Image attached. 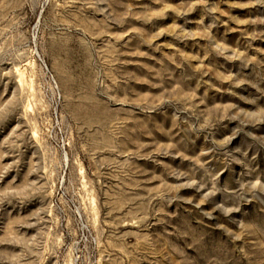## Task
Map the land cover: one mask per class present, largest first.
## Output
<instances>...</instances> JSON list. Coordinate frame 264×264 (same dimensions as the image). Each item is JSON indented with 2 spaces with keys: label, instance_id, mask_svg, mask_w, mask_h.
<instances>
[{
  "label": "rangeland",
  "instance_id": "rangeland-1",
  "mask_svg": "<svg viewBox=\"0 0 264 264\" xmlns=\"http://www.w3.org/2000/svg\"><path fill=\"white\" fill-rule=\"evenodd\" d=\"M0 264H264V0H0Z\"/></svg>",
  "mask_w": 264,
  "mask_h": 264
}]
</instances>
